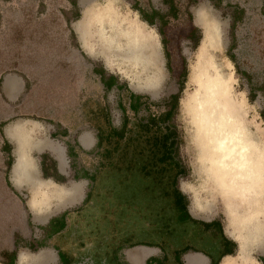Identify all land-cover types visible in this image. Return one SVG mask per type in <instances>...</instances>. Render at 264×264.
Returning <instances> with one entry per match:
<instances>
[{"label": "rangeland", "instance_id": "rangeland-1", "mask_svg": "<svg viewBox=\"0 0 264 264\" xmlns=\"http://www.w3.org/2000/svg\"><path fill=\"white\" fill-rule=\"evenodd\" d=\"M109 2L118 22L142 20L143 15L153 20L146 25L156 34L163 73L156 90L118 57L113 61L91 54L76 33L85 10ZM201 6L219 25L217 60L245 103L250 132L264 137V0H0V264H17L20 252L41 250L52 252L53 264H108L112 249L137 241L179 258L187 245L222 264L225 237L238 264L264 263V198L258 203L251 199L249 210L239 213L242 203L219 191L198 156L183 108L195 92L191 73L202 29L195 25L194 12ZM99 23L107 37L118 28ZM99 27L92 42L100 39ZM9 74L26 81L21 102L3 97L2 82ZM110 75L116 76L115 85L107 90L102 77ZM26 119L39 122L45 133L48 127L66 125L75 152L80 132L102 136L98 151L84 157L78 152L68 160L75 178H53L69 188L89 181L83 172L97 171L83 205L66 208L53 200L52 211L36 218L30 187L15 189L9 181L13 161L4 129ZM112 131L122 132V138L112 136L119 144L104 159L105 150L113 149L107 137ZM163 154L171 160L159 161ZM33 155L39 165L40 154ZM102 162H108L104 169ZM45 163V172L53 174L51 162ZM185 204L187 212L181 210ZM63 215L65 227L53 232L49 223ZM203 222L214 226L206 228Z\"/></svg>", "mask_w": 264, "mask_h": 264}, {"label": "bare ground", "instance_id": "bare-ground-1", "mask_svg": "<svg viewBox=\"0 0 264 264\" xmlns=\"http://www.w3.org/2000/svg\"><path fill=\"white\" fill-rule=\"evenodd\" d=\"M194 15L202 29V39L191 73L195 92L183 108L190 117L193 140L207 175L213 177L220 192L242 203L239 213H246L251 199L252 203H258L264 198V137L250 132L245 103L234 93L231 77L217 60L219 25L205 6L199 7ZM115 17L109 2L104 8L85 10L79 27L83 34L95 19L105 20L111 26L116 24L115 34L104 38V42L109 47L114 45L116 56L130 68L139 70L138 73L151 71V75L143 78V84L156 90L163 78L156 34L139 19L118 22ZM238 243L242 250L243 241L238 239ZM222 264L238 262L227 255Z\"/></svg>", "mask_w": 264, "mask_h": 264}, {"label": "crops", "instance_id": "crops-1", "mask_svg": "<svg viewBox=\"0 0 264 264\" xmlns=\"http://www.w3.org/2000/svg\"><path fill=\"white\" fill-rule=\"evenodd\" d=\"M88 9H97V6H92ZM141 21L144 24H148L143 20ZM79 22L75 27V31L79 34L81 42L89 47V52L91 54L93 53V55H104L105 58L115 61L117 50L114 45L109 47V43L104 42V38L106 39L107 35L104 34L103 29L100 30L99 26L101 23L98 22L99 24H95V22H92L88 29L82 34ZM102 25L103 24H101V26ZM195 25L198 26L197 23ZM95 26L99 27L98 32L95 33L99 34L100 31V39L92 42L91 38ZM95 44H97L98 47H96ZM150 72L151 71H148V69L144 70L142 72L143 77L140 80H144V77L151 75ZM26 86V81L21 75L9 74L2 82L3 97L9 103L21 102L25 95ZM146 87L148 88L149 86ZM48 128L50 132L47 133L46 131L45 133L42 131L44 128L39 122L26 119L13 121L4 129L5 141L11 146L12 152L10 155L13 161L9 169V181L15 189H21L25 186L30 187V207L36 218L47 216L50 211H52L53 208H50V206L53 200L56 201V205H68L66 208L79 204L81 206L85 203L92 187L89 181L95 177L97 171L93 173L83 172L82 176L88 178L89 181H84V184H73L69 188L63 187L59 184L57 179L53 178L57 176L68 177L71 174L72 177L75 178L76 174L73 171L74 169L68 168V160L74 158L78 152L84 157L87 155L89 156L91 150L96 149L98 151L102 148V146L99 145V135L90 130H85L75 137V143L78 148V152H75L71 144V135L73 132L68 129L66 125L57 124L55 127ZM104 149L105 146L103 150ZM35 152L41 156L39 165H37L38 159L33 155ZM45 161L51 162L50 166L53 167V174H48L43 169L46 168ZM99 165H101V163ZM45 174L47 175L46 177ZM212 226H214V224ZM230 241L231 240L227 237L222 240L220 245L221 258L229 255H224V253L228 252L227 247ZM186 248L187 245L184 249L182 248L184 250L183 255L179 258L176 253L170 255L169 252L165 253L156 246L136 243L122 246L118 245L111 250L114 256L110 258L108 264H215L216 260L213 259V255L210 253ZM25 262H32L33 264H53L54 256L52 252L47 250H41L35 254L22 251L18 255L17 264H25Z\"/></svg>", "mask_w": 264, "mask_h": 264}, {"label": "trees", "instance_id": "trees-1", "mask_svg": "<svg viewBox=\"0 0 264 264\" xmlns=\"http://www.w3.org/2000/svg\"><path fill=\"white\" fill-rule=\"evenodd\" d=\"M142 20L143 21H145V22H147L149 25H153L154 24V22H153V20L152 19H150V18H147V17H145L144 15L142 16ZM102 83H103V85L105 86V88L107 89V90H110L114 85H115V78H114V76H109L108 78H107V80L105 79V77H102ZM115 134V135H114ZM112 136H117V137H119V138H122V132H119V133H117L116 134V132L115 131H112V133L111 134H108L107 135V137H108V140L109 141H111L110 143H109V145H112L113 146V149H106L105 150V155H104V159H107V158H109L110 156H111V153H113V150H115L116 148H117V145L119 144V140L117 139V138H115V139H113L112 138ZM102 136H99V145H101L102 146ZM112 140H114V141H112ZM169 156H168V154H163V157H161V159L159 160V161H166V160H171V158H168ZM106 161V160H105ZM108 161V160H107ZM108 163V162H107ZM107 163L106 162H102L101 163V165H100V168H105L106 166H107ZM100 170V169H99ZM47 175L45 174V177H46ZM92 180L94 181V177L92 178ZM181 210H183V211H185V212H187V207H186V204L185 205H183L182 206V209ZM63 219H64V215L63 216H61V218H59V219H53V220H51V222L49 223L50 225H52L53 226V232H56V233H58V232H60L61 230H63V228L65 227L64 226V223H63ZM56 222H58L59 224V226H55V225H57L56 224ZM203 225H204V227H206V228H208V227H210V226H212L213 224L212 223H210V224H208V223H203ZM136 244H145V245H149V246H153L152 245V243H150V242H147V241H137V242H135ZM134 243V244H135ZM184 249V248H183ZM182 249V251H184ZM186 249H188V248H186ZM225 254H232V252H225L224 253V255ZM60 257L61 258H63L64 260H66V256L64 255V254H60ZM66 262V261H65ZM263 262V261H262ZM67 263V262H66Z\"/></svg>", "mask_w": 264, "mask_h": 264}]
</instances>
